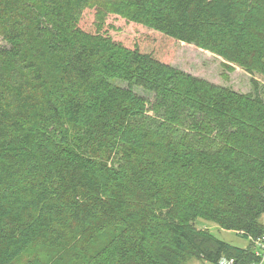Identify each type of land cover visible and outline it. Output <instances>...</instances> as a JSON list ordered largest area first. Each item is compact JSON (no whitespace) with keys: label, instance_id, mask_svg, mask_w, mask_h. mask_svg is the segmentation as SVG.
<instances>
[{"label":"trees","instance_id":"16d2710c","mask_svg":"<svg viewBox=\"0 0 264 264\" xmlns=\"http://www.w3.org/2000/svg\"><path fill=\"white\" fill-rule=\"evenodd\" d=\"M263 215L264 0H0V264H259L195 222L256 239Z\"/></svg>","mask_w":264,"mask_h":264},{"label":"rangeland","instance_id":"374dc122","mask_svg":"<svg viewBox=\"0 0 264 264\" xmlns=\"http://www.w3.org/2000/svg\"><path fill=\"white\" fill-rule=\"evenodd\" d=\"M85 18L89 22H93V12L86 11ZM109 23H113L117 28L114 36L117 39H131L133 36L145 32L142 29H134L123 23L119 18L109 16L106 20ZM169 59L168 63L182 71H185L193 76L204 79L215 85L222 87H229L233 91L246 94L252 91V85L250 83V76L239 68H234L229 72L225 67V62L219 57L206 52L192 45H187L180 42H172L169 45ZM260 222L264 224V215L260 218ZM197 229L205 230L210 235L214 236L218 240L227 243L233 247L246 249L250 248L254 251L253 239H245L240 234L232 231H226L216 226L212 222L197 220L195 222ZM29 256H23L19 261L14 264H28L29 259L35 255L41 260H44V253L37 251H29ZM185 264H211L198 257H190L186 260ZM264 264V261L261 262Z\"/></svg>","mask_w":264,"mask_h":264},{"label":"built area","instance_id":"2783aa9c","mask_svg":"<svg viewBox=\"0 0 264 264\" xmlns=\"http://www.w3.org/2000/svg\"><path fill=\"white\" fill-rule=\"evenodd\" d=\"M253 241L255 244L253 251L254 255L255 257L259 258V264H261V262L264 261V235L256 239H253ZM217 264H234V260L233 259L227 260L225 258H222L218 261Z\"/></svg>","mask_w":264,"mask_h":264}]
</instances>
